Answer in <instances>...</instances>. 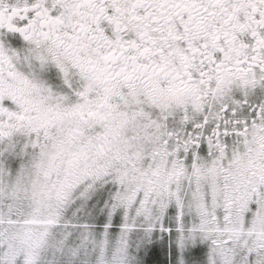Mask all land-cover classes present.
<instances>
[{"label": "snow or ice", "instance_id": "snow-or-ice-1", "mask_svg": "<svg viewBox=\"0 0 264 264\" xmlns=\"http://www.w3.org/2000/svg\"><path fill=\"white\" fill-rule=\"evenodd\" d=\"M0 264H264V0H0Z\"/></svg>", "mask_w": 264, "mask_h": 264}]
</instances>
